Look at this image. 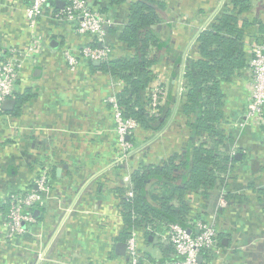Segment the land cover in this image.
Listing matches in <instances>:
<instances>
[{
  "label": "crops",
  "instance_id": "obj_1",
  "mask_svg": "<svg viewBox=\"0 0 264 264\" xmlns=\"http://www.w3.org/2000/svg\"><path fill=\"white\" fill-rule=\"evenodd\" d=\"M29 1L0 0V58L9 46L29 42L31 31L23 14ZM87 1L113 21L111 58L128 56L130 51L118 34L126 26L135 0ZM160 1L165 8L154 28L163 46L152 49L157 61L152 71L167 90L170 115L159 131L138 128L136 140L128 137L134 151L122 161L118 160L121 151L106 99L116 95L123 82L92 70L89 61L93 60L80 59L73 71L66 66L62 49L74 52L93 38L51 16L63 2H55L38 18L36 34L48 47L38 64L26 63L21 73L16 96L23 95V101L18 105L14 98V107L0 113V264H126V249L117 252L116 244L125 242L118 237L123 227L122 200L132 192L131 174L141 166H163L174 152L196 142L182 113V76L187 59L198 56L199 33L227 2ZM239 21L253 24L244 40L250 60L251 45L259 35L257 24L264 26V0H250ZM249 86L248 64L222 83L224 129L231 130L228 123L242 118ZM263 132L252 126L238 130L241 157L224 182H218L207 195L188 194L189 217L214 215L218 223L220 254L203 264H264V194L258 191L264 187ZM43 172L48 176L49 191L33 210L34 221L26 224L24 233L6 240L11 195L34 188ZM157 186L153 181L148 184L154 194L161 192ZM119 187L125 189L123 194L117 192ZM221 196L225 205H220ZM173 203L177 205L175 200ZM162 229L146 240L144 232L136 230L148 264H161L173 253L164 237L166 229Z\"/></svg>",
  "mask_w": 264,
  "mask_h": 264
},
{
  "label": "trees",
  "instance_id": "obj_2",
  "mask_svg": "<svg viewBox=\"0 0 264 264\" xmlns=\"http://www.w3.org/2000/svg\"><path fill=\"white\" fill-rule=\"evenodd\" d=\"M249 6L250 0H227L215 19L199 33L196 40L198 56L187 59L182 76V113L190 134L197 140L189 148L174 152L163 166H141L132 172V196L122 200L120 240L125 241L133 230L144 232L146 240L155 231L163 230L162 227L167 229L170 223L187 226L188 194L201 192L207 195L218 182H224L234 163L239 161L236 153L231 154L238 130L231 129L226 133L223 128L227 121L224 120L222 83L231 80L236 71L248 64L244 40L253 24L240 22L239 14ZM164 8L165 4L160 0H135L130 5L127 24L118 34L130 54L99 64L89 61L92 70L105 72L123 82L116 96L124 116L152 133L164 126V119L171 109L166 102L159 115H152L149 112L150 96L146 93L155 78L152 66L157 61L152 49L163 46L154 26L160 22ZM256 31L259 34L256 41L262 42L264 26L258 23ZM107 32L109 43L113 27H108ZM15 99L19 105L24 96L17 95ZM261 129L264 130V125ZM150 181L158 183L159 194L150 191ZM124 191L122 187L117 188L118 193ZM258 191L264 194V187ZM150 226L152 229L148 230Z\"/></svg>",
  "mask_w": 264,
  "mask_h": 264
},
{
  "label": "built area",
  "instance_id": "obj_3",
  "mask_svg": "<svg viewBox=\"0 0 264 264\" xmlns=\"http://www.w3.org/2000/svg\"><path fill=\"white\" fill-rule=\"evenodd\" d=\"M58 1L63 2V7L53 11L51 16L56 20L72 23L77 33L93 38L92 43L83 44L74 52L67 48L62 49L61 55L66 66L73 71L80 59L103 61L111 58L113 47L107 42V28L113 27L114 24L106 13L93 8L87 0H30L23 11L25 24L31 31L29 42L24 46H9L5 56L0 58V113H4L3 101L7 98H15L18 82L21 80L20 76L26 63L38 64L40 57L48 47L44 38L36 34L35 28L38 18L50 10L54 2ZM250 51L249 94L242 118L228 123L233 130L264 125V41L252 43ZM146 93L150 96L149 112L154 116L159 115L160 108L167 102L165 86L160 80L154 78L147 87ZM106 103L115 123L117 146L121 151L118 160L122 161L134 151V145L128 137L133 138L139 125L134 119L124 116L116 95L107 97ZM225 132L228 133L229 130L225 129ZM237 148L235 141L231 146V154L237 153ZM47 183L48 176L43 172L34 181V188L14 192L11 195L5 221L6 240H11L24 233L26 224L34 221L33 210L43 202L44 195L48 193ZM128 195L131 196L132 192ZM225 203L226 200L222 197L220 205H225ZM187 224V226L178 223L169 224L164 237L172 247L173 253L163 264H203L211 261L214 256H219V231L216 217L214 215L208 218L188 217ZM147 229L152 228L150 226ZM138 242V233L133 230L125 240L126 264H148Z\"/></svg>",
  "mask_w": 264,
  "mask_h": 264
},
{
  "label": "water",
  "instance_id": "obj_4",
  "mask_svg": "<svg viewBox=\"0 0 264 264\" xmlns=\"http://www.w3.org/2000/svg\"><path fill=\"white\" fill-rule=\"evenodd\" d=\"M58 2L62 3V1H58ZM93 63L94 64H98V63H100V60H93ZM14 104H15V100L14 99L7 98L2 103V109L5 110V111L11 110L14 107ZM235 155H236L237 158L241 157V154L239 152L236 153ZM116 245H117V249H118L117 252H120L123 248L126 249V243L125 242H123V243L119 242ZM199 260H201V257H199Z\"/></svg>",
  "mask_w": 264,
  "mask_h": 264
}]
</instances>
